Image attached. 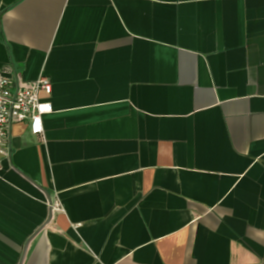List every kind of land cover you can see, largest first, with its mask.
<instances>
[{
  "label": "crops",
  "instance_id": "obj_1",
  "mask_svg": "<svg viewBox=\"0 0 264 264\" xmlns=\"http://www.w3.org/2000/svg\"><path fill=\"white\" fill-rule=\"evenodd\" d=\"M0 67V264H264V0H0Z\"/></svg>",
  "mask_w": 264,
  "mask_h": 264
},
{
  "label": "built area",
  "instance_id": "obj_2",
  "mask_svg": "<svg viewBox=\"0 0 264 264\" xmlns=\"http://www.w3.org/2000/svg\"><path fill=\"white\" fill-rule=\"evenodd\" d=\"M40 91L50 93L48 77L40 75L31 82L19 83L11 72L0 67V167L2 158L7 156L11 123L25 121L32 135L43 136L42 117L52 107L39 97ZM54 208L61 210L58 202Z\"/></svg>",
  "mask_w": 264,
  "mask_h": 264
}]
</instances>
